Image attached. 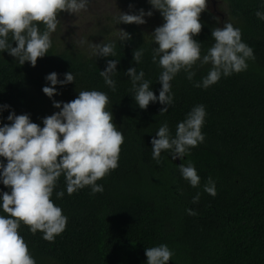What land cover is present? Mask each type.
Segmentation results:
<instances>
[{"label": "trees", "instance_id": "trees-1", "mask_svg": "<svg viewBox=\"0 0 264 264\" xmlns=\"http://www.w3.org/2000/svg\"><path fill=\"white\" fill-rule=\"evenodd\" d=\"M130 1L145 13L152 11L147 17L155 23L145 26L147 31L124 24L103 38L98 44L113 43L115 56L60 49L52 40L35 67L28 62L21 66L7 52L0 53V106H9L0 111V126L9 123L6 118L14 112L27 114L31 122L43 127L44 110L34 92L45 87L39 65L47 63L58 80L68 72L74 75L73 83L56 86L68 102L80 91L106 93V110L124 137L118 167L96 182L103 186L102 193L93 195L86 186L69 195L64 177L58 179L51 199L67 223L54 241L43 240L39 231L32 234L23 224L19 234L36 264H146L145 248L161 244L174 253L168 264H264V21L255 16L257 10L264 11L262 0H221L227 17L220 26L206 10L200 14L202 28L193 38L200 42L202 55L214 43L211 30L232 23L253 49L255 59L247 61V70L222 76L207 89L193 85L210 65L194 66L191 81L181 71L170 82L173 104L163 114H159L164 107L159 102L144 110L135 104L131 81L124 74L129 67L142 70L158 96L161 69L152 62L155 45L150 35L163 19L148 0ZM120 30L130 38L123 41ZM138 48L143 55L135 64L133 52ZM111 59L119 61L111 77L115 91L99 75ZM196 105L206 110L201 129L204 142L178 161L162 151L157 164L150 143L156 131L167 122L174 135L177 123ZM188 161L200 177L196 188L178 170ZM209 177L215 182V196L203 191ZM6 191L10 190L0 184V192ZM57 191L65 194L57 199ZM197 192L199 200L193 203Z\"/></svg>", "mask_w": 264, "mask_h": 264}, {"label": "clouds", "instance_id": "clouds-1", "mask_svg": "<svg viewBox=\"0 0 264 264\" xmlns=\"http://www.w3.org/2000/svg\"><path fill=\"white\" fill-rule=\"evenodd\" d=\"M148 3L163 19L162 25L150 35L155 45L152 62L161 69L158 96L154 95L142 70L137 72L136 68L129 67L124 73L131 81V96L141 110L159 102L164 106L159 114L167 112L173 104L170 82L181 71L191 81L194 66L210 65L207 74L193 85L207 89L222 76L247 70V61L255 59L253 49L242 41L240 29L232 23L213 28L214 43L201 54V44L193 37L201 31L199 18L207 0H148ZM88 5L89 0H0V53L7 52L21 66L28 62L35 67L37 59L43 58L51 47L59 14H79L87 11ZM151 15L152 11L145 13L143 9L129 14L120 12L116 23L142 25L146 22L144 17ZM255 16L264 21V11L257 10ZM120 32L123 41L130 38L128 33ZM92 47L97 57L115 56L113 43L102 42ZM142 55V49L134 50L133 62L139 64ZM118 62L108 60L105 70L99 72L112 91L116 85L111 77L117 72ZM45 80L49 86L43 87L42 92L51 99L57 95L56 85L73 83L74 75L68 72L63 80H58L52 72ZM108 103L104 92L80 91L70 102L53 101L52 106L59 111L43 118V127L31 122L27 114L9 112L6 118L9 123L0 126V184L10 190L0 192V212L4 213L0 215V264H36L19 234L21 224L28 226L32 234L39 231L41 238L49 242L64 231L67 217L51 199L61 176L69 195L86 186L93 195L103 192V186L96 182L118 167L120 146L124 142L111 111L106 110ZM8 107L0 106V111ZM205 117V107L194 106L177 123L174 135L167 122L163 123L150 141L152 159L159 164L162 151L168 152L172 159L188 156L192 148L204 142L201 129ZM178 170L191 187L200 185L191 161L181 164ZM203 191L215 196V182L211 177ZM64 194V191L55 193L57 199ZM199 196L197 192L192 202H198ZM186 212L195 215L192 210ZM173 255L164 244L145 248L146 264H168Z\"/></svg>", "mask_w": 264, "mask_h": 264}, {"label": "rangeland", "instance_id": "rangeland-1", "mask_svg": "<svg viewBox=\"0 0 264 264\" xmlns=\"http://www.w3.org/2000/svg\"><path fill=\"white\" fill-rule=\"evenodd\" d=\"M138 10L130 0H89L87 11L75 15H69L66 12L59 14V23L56 31L51 35V40L60 49H76L91 54L94 52L92 45L98 44L103 38L110 36L112 31L115 33L118 28L124 25H117L116 23V18L120 12L129 14L136 13ZM205 10L213 15L219 26L226 20V6L221 0H207ZM144 19L146 22L138 26L142 31H147L145 26L152 24L151 27H153L155 22L147 16ZM154 27L158 26L155 25ZM39 66L44 76L43 84L47 86L48 83L45 77L53 71L47 63ZM34 95L40 99L44 110V118L59 111V109L52 106L53 101L68 102L59 93L51 99L42 90L35 91Z\"/></svg>", "mask_w": 264, "mask_h": 264}, {"label": "water", "instance_id": "water-1", "mask_svg": "<svg viewBox=\"0 0 264 264\" xmlns=\"http://www.w3.org/2000/svg\"><path fill=\"white\" fill-rule=\"evenodd\" d=\"M176 160L178 161V158Z\"/></svg>", "mask_w": 264, "mask_h": 264}]
</instances>
